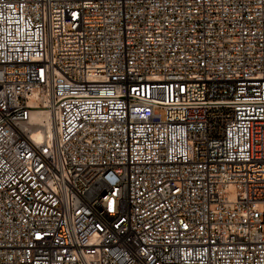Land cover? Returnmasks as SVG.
<instances>
[{"label": "built area", "instance_id": "2783aa9c", "mask_svg": "<svg viewBox=\"0 0 264 264\" xmlns=\"http://www.w3.org/2000/svg\"><path fill=\"white\" fill-rule=\"evenodd\" d=\"M0 264H264V0H0Z\"/></svg>", "mask_w": 264, "mask_h": 264}, {"label": "bare ground", "instance_id": "6f19581e", "mask_svg": "<svg viewBox=\"0 0 264 264\" xmlns=\"http://www.w3.org/2000/svg\"><path fill=\"white\" fill-rule=\"evenodd\" d=\"M36 119H37V121H39V122H42V121H43L42 118H40V117H36ZM41 134H42V132H40V133L37 135V139H38V140H40V138H41Z\"/></svg>", "mask_w": 264, "mask_h": 264}]
</instances>
